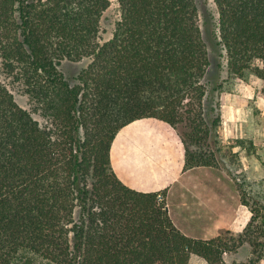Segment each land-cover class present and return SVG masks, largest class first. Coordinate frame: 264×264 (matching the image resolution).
I'll use <instances>...</instances> for the list:
<instances>
[{"label": "trees", "instance_id": "16d2710c", "mask_svg": "<svg viewBox=\"0 0 264 264\" xmlns=\"http://www.w3.org/2000/svg\"><path fill=\"white\" fill-rule=\"evenodd\" d=\"M111 2L0 0V68L46 120L0 79V264H189L193 254L224 264L244 243L254 247L246 264H258L255 210L241 233L194 239L174 224L166 189H132L111 165L125 125L154 117L176 130L193 115L200 135L177 133L185 169L218 166L221 117L206 105L211 57L200 24L209 9L199 0H118L121 20L103 41ZM214 2L230 73L264 80V0ZM86 58L74 82L65 77L62 61Z\"/></svg>", "mask_w": 264, "mask_h": 264}, {"label": "rangeland", "instance_id": "374dc122", "mask_svg": "<svg viewBox=\"0 0 264 264\" xmlns=\"http://www.w3.org/2000/svg\"><path fill=\"white\" fill-rule=\"evenodd\" d=\"M199 3L207 7L211 14L209 17L201 14L200 17L211 57V66L205 79L211 98L206 101V105H213L221 117L218 126L221 146L220 151H216L218 166L207 167L215 169L227 178L231 183L229 185L237 193L238 202L241 204L239 212L242 221L239 222V226L230 230L231 233L236 235L243 232L252 214L256 213L257 229L254 228L249 236L256 242H264V80L252 71H247L242 78L230 73L226 49L218 44L217 6L214 0H199ZM120 20V4L118 0H112L101 19V40L112 38ZM89 62L90 59L87 58L80 61L64 60L60 69L65 77L74 82L75 77ZM256 65L261 66L262 63L256 61ZM0 79L10 86L22 107L32 111L34 117L41 123L46 121L40 113L33 110L31 100L21 87L13 85L1 68ZM193 117L192 115V118H189L186 115L184 121L177 125L178 134L197 135L198 129H202V124L200 121L193 123ZM208 143L216 149L211 141ZM192 147H196L194 143ZM253 252L254 247L244 243L235 251L224 254V264H246ZM258 264H264V256Z\"/></svg>", "mask_w": 264, "mask_h": 264}, {"label": "crops", "instance_id": "0c3cea01", "mask_svg": "<svg viewBox=\"0 0 264 264\" xmlns=\"http://www.w3.org/2000/svg\"><path fill=\"white\" fill-rule=\"evenodd\" d=\"M111 165L128 187L167 190V209L184 234L210 240L241 222L237 193L227 178L211 167L185 169V147L175 128L147 117L122 127L110 150ZM189 264H209L193 254Z\"/></svg>", "mask_w": 264, "mask_h": 264}, {"label": "built area", "instance_id": "2783aa9c", "mask_svg": "<svg viewBox=\"0 0 264 264\" xmlns=\"http://www.w3.org/2000/svg\"><path fill=\"white\" fill-rule=\"evenodd\" d=\"M158 198H159L160 200H163V199H164V195H163V194H160V195L158 196Z\"/></svg>", "mask_w": 264, "mask_h": 264}]
</instances>
